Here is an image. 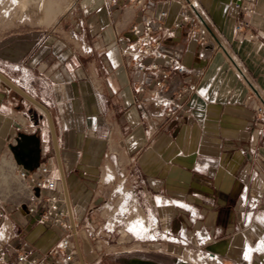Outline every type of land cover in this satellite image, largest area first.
<instances>
[{
    "label": "crops",
    "instance_id": "1",
    "mask_svg": "<svg viewBox=\"0 0 264 264\" xmlns=\"http://www.w3.org/2000/svg\"><path fill=\"white\" fill-rule=\"evenodd\" d=\"M196 1L206 27L192 19L162 46L186 67L172 85L194 88L176 116L155 127L154 108L136 91L142 75L124 48L145 18L165 10L170 25L182 0H149L145 12L128 0H77L57 33L9 51L5 59L19 73L8 77L50 109L60 155L48 121L37 122L0 80V255L11 264L20 248L46 249L63 233L28 212L30 195L17 178L24 166L10 149L20 132L39 137L33 170L50 168L69 221L82 226L72 239L74 264H180L188 252L264 264V109L249 97L253 86L264 95V0ZM203 29L219 47L204 50ZM128 189L127 213L139 211L146 225L101 228L93 239L86 221L103 225L93 207Z\"/></svg>",
    "mask_w": 264,
    "mask_h": 264
},
{
    "label": "built area",
    "instance_id": "2",
    "mask_svg": "<svg viewBox=\"0 0 264 264\" xmlns=\"http://www.w3.org/2000/svg\"><path fill=\"white\" fill-rule=\"evenodd\" d=\"M128 1L144 12L149 10V0ZM237 7L240 8L242 5L237 3ZM167 16L168 12L163 10L158 18H145L142 28L133 27L135 38L128 41L124 48V53L128 56L132 67L142 75V79L136 83V91L144 97L143 103L152 105L154 108L152 127H155L157 123H166L173 119L184 96L194 88V84L190 81L176 87L172 85L173 73L184 74L186 67L175 55L163 49V39L180 29L185 23H191L192 19H195L192 23L194 28L200 30L206 27L205 18L196 0H182L178 14L170 25L165 20ZM199 40L204 43L205 51L219 47V41L207 30L203 29ZM231 59L238 72L250 82L240 62L232 56ZM252 95L260 99L262 111L264 109L263 92L253 86L249 97ZM35 171L25 168L17 170L18 180L30 195L28 212L37 215L40 222L60 227L63 233L53 245L46 249L20 248L17 250L14 264H74L75 252L72 248V239L82 226L78 222L72 224L69 221L64 199L57 188L55 177L51 176L50 168L47 165H40L35 168ZM121 191H116L113 197L107 198L101 205L94 206L91 210L92 213H98L103 223L99 227L91 218L86 221L85 227L93 239H98L101 228L110 232H123L146 225L143 217H130L127 213V206L123 202L130 199L129 189ZM2 245V238H0V248ZM262 252L261 259L264 262V249ZM0 264L11 263L3 254L0 255ZM223 264L238 263L224 261Z\"/></svg>",
    "mask_w": 264,
    "mask_h": 264
},
{
    "label": "rangeland",
    "instance_id": "3",
    "mask_svg": "<svg viewBox=\"0 0 264 264\" xmlns=\"http://www.w3.org/2000/svg\"><path fill=\"white\" fill-rule=\"evenodd\" d=\"M76 1L77 0H0V72L7 77L18 76L19 72L10 67L11 64L5 59L9 51H13L14 46L18 43L23 44L28 40L41 39L44 36H48V34L57 33L60 21L71 12ZM19 101H22L24 109L26 108L30 113L34 114V118L37 122L41 121L44 124L47 123L46 113L38 106H33L24 99H19ZM32 129H34V127H32ZM188 253H192L193 258H196L199 254L194 252ZM202 259L205 260V262L203 263L199 259L198 263L216 264V262H224V260H219V258L207 260V258L202 256ZM163 260L166 263L168 261L170 263L175 262V259L166 258Z\"/></svg>",
    "mask_w": 264,
    "mask_h": 264
},
{
    "label": "water",
    "instance_id": "4",
    "mask_svg": "<svg viewBox=\"0 0 264 264\" xmlns=\"http://www.w3.org/2000/svg\"><path fill=\"white\" fill-rule=\"evenodd\" d=\"M0 80L4 82L7 86H9L12 90H14L19 95H21L24 99L38 106L39 108H41V110H43L46 113L48 124H49L51 134H52V139L54 142V146L56 148L57 157H58V160H60L58 142H57V132H56L55 124H54V119L51 115V112L47 108V106L41 103L40 101L36 100L33 96L27 93L24 89H22L16 83L11 81L7 76H5L1 72H0ZM31 137L39 138L36 134H27V133L20 132L16 137L15 143L10 146V149L17 163L23 165L24 168L28 170L34 169V165L39 162L41 158V152H42V148L41 146H39L38 147L39 154L35 158L32 154L33 152L32 147H29L26 143L22 142V139H29ZM22 146H25L24 150L17 151V149Z\"/></svg>",
    "mask_w": 264,
    "mask_h": 264
},
{
    "label": "bare ground",
    "instance_id": "5",
    "mask_svg": "<svg viewBox=\"0 0 264 264\" xmlns=\"http://www.w3.org/2000/svg\"><path fill=\"white\" fill-rule=\"evenodd\" d=\"M41 109V108H40ZM135 210L137 211V208H136V206H135ZM138 212V216H142L143 217V214H141V213H139V211H137ZM141 228V227H140ZM139 229V228H138ZM205 258H207V257H205ZM210 259H208L207 258V260H212V259H216L215 257H209ZM217 258H219V257H217ZM185 259H188L189 261H192V263H197L198 262V260L200 259L202 262H205V260H203L202 259V256L200 255V254H198L197 256H196V258H193L192 257V253H187L186 254V256L183 258V257H179L178 258V263H180V264H188L187 262H185ZM219 260H222L223 261V259H220L219 258ZM208 262V261H207ZM210 262V261H209ZM216 264H223V263H219V262H216Z\"/></svg>",
    "mask_w": 264,
    "mask_h": 264
},
{
    "label": "flooded vegetation",
    "instance_id": "6",
    "mask_svg": "<svg viewBox=\"0 0 264 264\" xmlns=\"http://www.w3.org/2000/svg\"><path fill=\"white\" fill-rule=\"evenodd\" d=\"M22 142L26 143L29 147H32L33 149V156L36 158L39 154V146H41V141L39 138H36V137H31L29 139H22ZM24 147L25 146H22L20 148L17 149V151H20V150H24Z\"/></svg>",
    "mask_w": 264,
    "mask_h": 264
}]
</instances>
